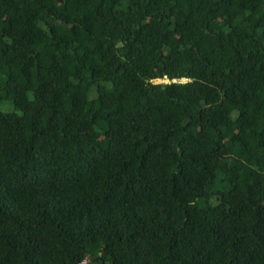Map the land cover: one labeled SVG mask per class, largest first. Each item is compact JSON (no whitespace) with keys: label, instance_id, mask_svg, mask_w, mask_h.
<instances>
[{"label":"trees","instance_id":"trees-1","mask_svg":"<svg viewBox=\"0 0 264 264\" xmlns=\"http://www.w3.org/2000/svg\"><path fill=\"white\" fill-rule=\"evenodd\" d=\"M3 103L0 264H264V0H0Z\"/></svg>","mask_w":264,"mask_h":264},{"label":"built area","instance_id":"built-area-1","mask_svg":"<svg viewBox=\"0 0 264 264\" xmlns=\"http://www.w3.org/2000/svg\"><path fill=\"white\" fill-rule=\"evenodd\" d=\"M173 81H183L184 80V78H180V79H172ZM153 82H168V81H170L167 77H161V78H154L153 80H152Z\"/></svg>","mask_w":264,"mask_h":264},{"label":"rangeland","instance_id":"rangeland-1","mask_svg":"<svg viewBox=\"0 0 264 264\" xmlns=\"http://www.w3.org/2000/svg\"><path fill=\"white\" fill-rule=\"evenodd\" d=\"M0 108H2L3 110H6V111H12V110L17 111L16 109L13 108V106L11 104H8V103L1 104Z\"/></svg>","mask_w":264,"mask_h":264}]
</instances>
